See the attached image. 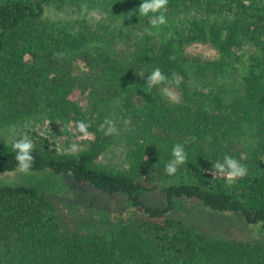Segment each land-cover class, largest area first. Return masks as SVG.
I'll return each mask as SVG.
<instances>
[{"label":"trees","instance_id":"obj_1","mask_svg":"<svg viewBox=\"0 0 264 264\" xmlns=\"http://www.w3.org/2000/svg\"><path fill=\"white\" fill-rule=\"evenodd\" d=\"M55 1L59 0H0V111L16 114L22 104L36 103L42 92L58 94L74 80L88 87L89 82L71 70L80 56H88L102 68L112 64L127 69L136 79L156 67L169 78L176 73L181 82L172 90L179 95V102H164L153 110L157 114L163 109L183 113L190 99L182 79V63L195 57L187 54L186 48H205L219 57L234 46H246L251 53L244 101L250 103L244 111L250 113L252 107L259 123L264 122V0H169L167 10L189 3L203 15L216 11L221 17L217 28L200 24L205 18L194 22L198 30L185 35L180 51L166 43L130 50L95 33L56 39L44 17L47 6ZM123 2L120 7L124 14L138 22L149 21L151 14L138 15L142 0ZM59 52L65 54L63 59L54 58ZM162 87H154L159 96ZM59 109L67 114L72 107L62 102ZM75 115L85 119L78 109ZM195 117L199 133L210 123H218L206 112ZM88 130L93 134L89 146L75 153L57 152L55 142L44 136L33 140L30 171L68 173L75 182L103 194L122 195L129 205L140 208L142 215L107 233L67 221L55 212L52 199L43 189L5 176H24L17 171L15 152L10 147L0 152V264H264V239L243 242L215 238L173 214L179 200L197 199L209 210L239 213L246 222L264 226L263 158L243 157L240 163L248 174L231 186L208 171L220 160L215 156L211 159L208 152L202 156L187 153V163L169 176L164 169L172 159V149L138 146L128 153V169H110L97 162L107 149L109 136L92 122ZM154 192L163 193L164 205L143 200L141 194Z\"/></svg>","mask_w":264,"mask_h":264},{"label":"rangeland","instance_id":"obj_2","mask_svg":"<svg viewBox=\"0 0 264 264\" xmlns=\"http://www.w3.org/2000/svg\"><path fill=\"white\" fill-rule=\"evenodd\" d=\"M85 3L87 12L81 10V4ZM121 3L123 0H59L47 6L44 17L56 39L95 33L130 50L166 43L177 51L181 50L185 35L196 33L194 22L199 18H205L199 23L206 28L211 24L217 28L221 20L216 11L210 16L203 15L186 3L164 13L166 25L151 28L148 20L138 22L124 14ZM145 29H151L152 34H147ZM185 52L195 57L182 63L185 68L182 79L190 99L188 110L183 113L171 109H163L160 114L154 112L164 102L170 105L171 102L162 92L159 96L154 87H147V75L136 79L127 69L112 64L102 68L91 57L80 56L71 64V70L86 79L88 87L83 88L74 80L67 88L61 87L58 94L42 92L36 103L22 104L16 114L0 111V152L9 149L21 134L29 135L32 140L44 136L55 142V149L62 154L79 152L89 146L93 134L88 129L81 133L77 123L92 122L98 127L105 118H110L115 121L117 132L109 136L107 149L97 157L98 163L110 169H128V153L135 147L172 149L176 143L183 144L190 155L202 156L208 152L211 159L215 156L223 160L225 154L240 162L246 156L258 155L264 159V122L259 123L252 107L250 113L244 111L250 103L244 98L251 49L234 46L219 57L205 48L190 47ZM62 102L72 107L69 113L59 109ZM76 109L83 112L85 119L73 116ZM200 112H206L218 123H210L199 133L194 121ZM73 144L77 145L75 151ZM5 176L43 189L52 199L56 213L85 229L107 233L142 215L141 209L129 205L122 195L103 194L75 182L68 173L41 170L24 176L15 173ZM141 195L150 205L165 204L163 193ZM173 214L215 238L243 242L264 239L262 224L246 222L239 213L209 210L197 199L179 200Z\"/></svg>","mask_w":264,"mask_h":264},{"label":"clouds","instance_id":"obj_3","mask_svg":"<svg viewBox=\"0 0 264 264\" xmlns=\"http://www.w3.org/2000/svg\"><path fill=\"white\" fill-rule=\"evenodd\" d=\"M169 0H142L138 6L139 16H149V24L151 28H159L162 25L167 24V17L164 14L167 11ZM81 10L87 12L88 5L81 4ZM89 15H94L90 13ZM145 32L151 35V29H145ZM65 54L63 52L54 53V58L63 59ZM140 76H144L141 73ZM176 73H173L171 78L166 76L159 67L154 68L146 77V85L148 88L164 85L161 88L162 94L168 98L170 102L178 103L179 95L173 91V86H177L180 83ZM90 127V122L79 121L77 128L81 133H85ZM98 129L103 131L105 136L114 135L117 132L116 123L113 119L105 118V120L98 125ZM34 142L32 138L27 134H21V136L14 140L11 144L12 150L15 152V160L17 161V171L23 174L29 173L34 163V157L32 152L34 150ZM77 145L73 144V151L76 150ZM172 159L165 165V174L173 176L176 174L178 168L181 165L187 163V153L185 147L181 143H176L172 147L171 152ZM213 177H220L226 181L228 186L233 185L237 179H241L248 174V169L245 165L241 164L239 160L231 155L225 154L223 160H217L212 163V168L208 170Z\"/></svg>","mask_w":264,"mask_h":264}]
</instances>
